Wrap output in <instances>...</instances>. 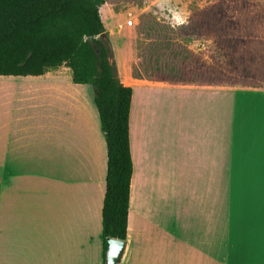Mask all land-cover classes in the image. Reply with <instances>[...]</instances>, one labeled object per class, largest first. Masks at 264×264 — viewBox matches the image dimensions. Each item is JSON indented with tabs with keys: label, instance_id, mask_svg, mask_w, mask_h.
<instances>
[{
	"label": "crops",
	"instance_id": "crops-1",
	"mask_svg": "<svg viewBox=\"0 0 264 264\" xmlns=\"http://www.w3.org/2000/svg\"><path fill=\"white\" fill-rule=\"evenodd\" d=\"M128 47L112 44L133 90L119 264H264V85L135 78ZM71 72L0 76V264H105L107 144Z\"/></svg>",
	"mask_w": 264,
	"mask_h": 264
},
{
	"label": "trees",
	"instance_id": "trees-1",
	"mask_svg": "<svg viewBox=\"0 0 264 264\" xmlns=\"http://www.w3.org/2000/svg\"><path fill=\"white\" fill-rule=\"evenodd\" d=\"M107 2L0 0V76H41L65 65L71 69L75 84L94 88L108 153L102 210L105 262L109 240L127 239L134 170L130 143L133 90L118 76L100 13ZM225 4L227 7H221ZM230 7L221 0L198 11L191 22V35L211 42L212 61L188 50L191 60L179 78L174 72H163L160 65L145 63L154 58L138 55L132 75L173 84L264 85V9Z\"/></svg>",
	"mask_w": 264,
	"mask_h": 264
},
{
	"label": "rangeland",
	"instance_id": "rangeland-1",
	"mask_svg": "<svg viewBox=\"0 0 264 264\" xmlns=\"http://www.w3.org/2000/svg\"><path fill=\"white\" fill-rule=\"evenodd\" d=\"M223 1L234 9H264V0ZM219 2L221 0H108L100 13L118 59L128 57L130 45L134 47L136 58L139 55L155 59L145 61L147 65H160L163 72L171 71L183 78L191 60L188 50L205 57L210 55L212 45L191 35V22L198 11Z\"/></svg>",
	"mask_w": 264,
	"mask_h": 264
},
{
	"label": "water",
	"instance_id": "water-1",
	"mask_svg": "<svg viewBox=\"0 0 264 264\" xmlns=\"http://www.w3.org/2000/svg\"><path fill=\"white\" fill-rule=\"evenodd\" d=\"M105 37V35H103ZM126 248V242L118 239H110L106 253L105 264H119Z\"/></svg>",
	"mask_w": 264,
	"mask_h": 264
},
{
	"label": "built area",
	"instance_id": "built-area-1",
	"mask_svg": "<svg viewBox=\"0 0 264 264\" xmlns=\"http://www.w3.org/2000/svg\"><path fill=\"white\" fill-rule=\"evenodd\" d=\"M132 26V24H130Z\"/></svg>",
	"mask_w": 264,
	"mask_h": 264
}]
</instances>
